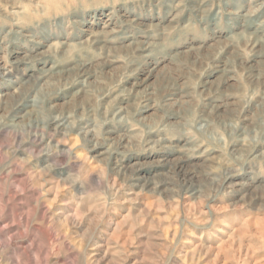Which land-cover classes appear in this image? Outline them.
Returning a JSON list of instances; mask_svg holds the SVG:
<instances>
[{"label": "clouds", "instance_id": "obj_1", "mask_svg": "<svg viewBox=\"0 0 264 264\" xmlns=\"http://www.w3.org/2000/svg\"><path fill=\"white\" fill-rule=\"evenodd\" d=\"M0 264H264V0H0Z\"/></svg>", "mask_w": 264, "mask_h": 264}]
</instances>
